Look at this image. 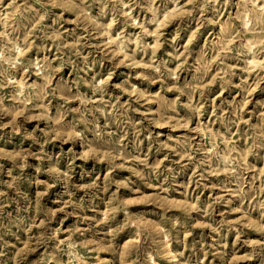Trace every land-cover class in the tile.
Segmentation results:
<instances>
[{"label": "rangeland", "instance_id": "374dc122", "mask_svg": "<svg viewBox=\"0 0 264 264\" xmlns=\"http://www.w3.org/2000/svg\"><path fill=\"white\" fill-rule=\"evenodd\" d=\"M0 264H264V0H0Z\"/></svg>", "mask_w": 264, "mask_h": 264}]
</instances>
